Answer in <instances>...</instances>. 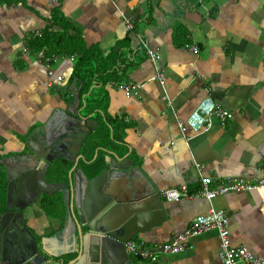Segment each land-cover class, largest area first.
Masks as SVG:
<instances>
[{"label":"crops","instance_id":"crops-1","mask_svg":"<svg viewBox=\"0 0 264 264\" xmlns=\"http://www.w3.org/2000/svg\"><path fill=\"white\" fill-rule=\"evenodd\" d=\"M56 4L50 0H0L1 159H24L33 148L39 150L43 136L57 132L64 121L61 115L56 117V123L50 122L54 111L71 114L68 107L73 102L66 101L71 95L64 99L60 90L66 89L76 58L63 55L48 63L38 59L27 44L48 27L51 7ZM61 11L80 31L86 49L106 56L113 48H125L122 56L115 53L110 58L116 61L119 72L123 64H129V68L123 76L120 72V83L106 81L104 89L108 94V116L125 125L117 133L126 153L123 157L110 153L133 165L127 171L110 170L107 185L121 199L131 198L134 192L141 198L139 203L150 201L154 205L155 201L164 211L159 226L150 227L135 239H143L154 248L213 209L228 218L233 247L243 246L255 256L264 257V208L258 193H230L211 201L192 197L175 202H167L160 195L161 190L181 186L194 194L200 190L202 178H210L213 189L227 178L256 179L261 175L264 0H63ZM125 19L131 22L132 29L126 28ZM176 29L184 30L185 36L174 38ZM142 40L159 55L158 61H151L144 50H139ZM192 43L198 46L197 53L186 47ZM25 47L27 52L22 51ZM157 69L165 72L162 86L152 81ZM57 76L62 77L61 81H56ZM126 83L136 88V95L118 90V85ZM100 86L93 85L91 89ZM68 89L72 97L79 92L75 81ZM207 96L229 111L232 119L225 128L213 119L208 131L186 133L191 137L187 141L177 122ZM79 105L76 116L82 111ZM81 117L87 119L86 125L96 127L89 117ZM25 135V140L19 139ZM106 157L112 159L113 155L107 152ZM1 167L6 177L5 207L8 179ZM20 187L12 198L14 209L10 211L16 213L20 209L26 216L29 230L40 239L39 248L76 257L75 247L55 237L57 222L49 218L56 214L60 224L65 211L60 206L62 196H56L55 209H60L53 214L39 209V202L25 208L28 201ZM156 194L159 201L154 199ZM189 243L190 249L160 256L154 264H221L215 231ZM129 258L135 264H149Z\"/></svg>","mask_w":264,"mask_h":264},{"label":"water","instance_id":"water-1","mask_svg":"<svg viewBox=\"0 0 264 264\" xmlns=\"http://www.w3.org/2000/svg\"><path fill=\"white\" fill-rule=\"evenodd\" d=\"M73 98L68 107L70 115L64 110L52 114L50 122L56 123V117L61 115L64 121L57 132L43 136L41 152L30 150L24 159L11 156L0 160L8 179L6 212L0 214V264H63L61 257L66 254L40 249L27 226L26 216L20 209L16 213L10 211L14 209L12 198L19 185L28 201L25 208L38 203L43 195L52 197L55 193L61 194L65 217L60 224L54 218L58 228L55 237L77 251V256L67 264H135L125 251V243L139 237L150 227L159 226L163 220L164 211L155 205L154 200V205L150 201L139 203L141 198L136 197L134 192L131 198L121 199L108 187L110 170L127 171L132 162L120 161L115 154L108 152L113 158L106 157L107 167L91 179L78 166L83 159L82 155H78L79 148L95 126L86 125L87 119L76 116L80 103L78 93ZM82 126L84 131L80 128ZM28 142L29 139L26 140L27 146ZM96 156L97 152L94 158ZM58 159L67 160L72 167L67 173V182L50 183L46 178L49 164ZM158 198L156 194L154 199L159 201ZM58 258L61 261L51 262Z\"/></svg>","mask_w":264,"mask_h":264},{"label":"trees","instance_id":"trees-1","mask_svg":"<svg viewBox=\"0 0 264 264\" xmlns=\"http://www.w3.org/2000/svg\"><path fill=\"white\" fill-rule=\"evenodd\" d=\"M62 1L63 0H56L57 4L51 7L50 16L48 18V27L44 28L39 36L30 38L27 44L32 53L37 54L38 52H43L46 57H59L64 55L76 58L73 62L68 85L64 91L60 90V92L64 99H66V95L70 94L71 96L68 98L69 100L67 99L66 101H68V104L72 103L73 93L68 89V86L75 81L76 86L79 87V106L82 108L80 116L89 117L96 125L94 131L83 140L78 151V155H82L83 157V159L79 161L78 166L83 170L85 175L91 179L99 175L106 168L105 158L107 152H113L116 155L123 157L127 151L120 142V137L117 133V131L119 132V130L122 131L125 129V125L118 122L115 118L108 116V94L104 89V86L106 81L120 83L121 80L119 76H121V73L123 76L124 72L130 65L123 64V66L120 67V73L116 61L111 60L110 58V56L115 53H120L122 56V52L125 50L122 46L113 48L106 56L92 48L86 49L80 31L70 24L62 13ZM176 30L174 38L183 35L185 36L184 30ZM128 42L129 38L126 37L124 43L127 45ZM139 50L144 49L140 46ZM128 52L129 51H126V53ZM104 78L105 80L103 81ZM99 84L101 85L100 87H94V89H91L93 85L96 86ZM33 129L34 128L32 127L29 132ZM28 135H25L24 137L20 136L19 139L25 140ZM97 150V156L94 158V154ZM71 167L72 163L65 159L53 161L49 164L48 174L46 176L47 181L50 183L61 181L67 182V173ZM5 190L6 177L0 166V213L6 212L4 207ZM58 195L61 194L55 193L52 197H46L43 195L39 201L40 208L43 210L46 209L55 214L54 210H56L55 208L58 204L53 198ZM60 205L63 209V199L60 200ZM64 217L65 211L62 220L60 221L61 223L63 222ZM36 241L38 243L40 239L37 238ZM74 257V254H68L61 257V259L64 260L63 264H67ZM61 259L58 258L54 260L61 261Z\"/></svg>","mask_w":264,"mask_h":264},{"label":"built area","instance_id":"built-area-1","mask_svg":"<svg viewBox=\"0 0 264 264\" xmlns=\"http://www.w3.org/2000/svg\"><path fill=\"white\" fill-rule=\"evenodd\" d=\"M52 3L56 0H50ZM112 1V0H110ZM125 25L128 30L132 29V24L125 19ZM39 36L38 33L35 34ZM34 35V36H35ZM142 47L151 61L156 62L160 59L159 55L152 52L147 43L142 40ZM188 49L194 53L198 52V46L195 43L186 45ZM23 52H27V48H22ZM38 59L51 62L54 57H46L43 52L37 53ZM52 75V72L50 76ZM62 77L57 76L56 81H61ZM166 80L163 69H157L154 73L152 81L164 85ZM118 90L123 91L126 95H136L137 90L131 83L120 84ZM215 119L221 128H225L227 123L232 119V114L221 108L210 97H205L198 102L196 107L184 119L177 122L180 132L187 136L186 133L198 134L208 131L211 128V121ZM191 137L187 136L186 140ZM200 168V165H196ZM200 190L194 194H190L187 187L164 189L160 191L161 197L167 202H175L184 198L203 197L207 201L230 193H258L264 208V160L261 168V175L256 179L227 178L220 186L211 189V179L202 178ZM211 230L217 233L219 240L218 256L221 264H264V257L255 256L246 247H233L229 238V221L225 214L221 211L211 209L208 215L196 217L192 220L188 229L173 236L169 241L158 244L152 248L143 239H132L125 243V251L130 256L139 261L146 263H156L160 256L175 255L190 249V240Z\"/></svg>","mask_w":264,"mask_h":264},{"label":"rangeland","instance_id":"rangeland-1","mask_svg":"<svg viewBox=\"0 0 264 264\" xmlns=\"http://www.w3.org/2000/svg\"><path fill=\"white\" fill-rule=\"evenodd\" d=\"M53 200H54V201H58V199H57L56 196L53 198ZM63 204H64V203H63ZM38 206H39V204H38ZM60 206H61V205H60ZM39 209H40V206H39ZM59 209H60V207L56 210V213L59 211ZM61 209H62V206H61ZM54 216H55V215H54ZM54 216L51 215V217H49V218H53V219H52V222L54 221V218H55Z\"/></svg>","mask_w":264,"mask_h":264},{"label":"flooded vegetation","instance_id":"flooded-vegetation-1","mask_svg":"<svg viewBox=\"0 0 264 264\" xmlns=\"http://www.w3.org/2000/svg\"><path fill=\"white\" fill-rule=\"evenodd\" d=\"M41 148H39V150H36V149H34L33 148V150H36V151H39V152H41V150H40ZM40 201V200H39ZM0 214H2V213H0ZM30 232L33 234V232L30 230ZM34 235V234H33ZM34 238H35V240H37V237L34 235ZM37 242V241H36ZM51 261V260H50ZM51 262H53V263H56L57 261H55V260H52Z\"/></svg>","mask_w":264,"mask_h":264},{"label":"clouds","instance_id":"clouds-1","mask_svg":"<svg viewBox=\"0 0 264 264\" xmlns=\"http://www.w3.org/2000/svg\"><path fill=\"white\" fill-rule=\"evenodd\" d=\"M129 256V255H128ZM130 257V256H129Z\"/></svg>","mask_w":264,"mask_h":264}]
</instances>
